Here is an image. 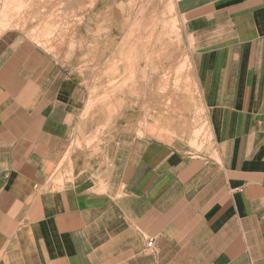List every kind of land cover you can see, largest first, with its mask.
<instances>
[{
    "label": "crops",
    "instance_id": "obj_1",
    "mask_svg": "<svg viewBox=\"0 0 264 264\" xmlns=\"http://www.w3.org/2000/svg\"><path fill=\"white\" fill-rule=\"evenodd\" d=\"M20 2L25 27L0 30V264H264V0ZM44 3L84 21L52 50L31 38Z\"/></svg>",
    "mask_w": 264,
    "mask_h": 264
},
{
    "label": "rangeland",
    "instance_id": "obj_2",
    "mask_svg": "<svg viewBox=\"0 0 264 264\" xmlns=\"http://www.w3.org/2000/svg\"><path fill=\"white\" fill-rule=\"evenodd\" d=\"M16 1L19 2L18 0H4L3 1L4 5H2V7L4 6L5 8L4 7L3 8L6 10H12V7H14V6H12V7H9V6L12 5ZM17 2L14 5H15V7L19 6V10H18L19 14L17 13L18 17L16 14L17 11L13 12L14 9H16V8H13V10H12L13 14L11 13L12 15L16 16L15 19H14V16L12 18H8V16H7L6 21H5V20H3L4 15L1 14L0 23H2V24H0V30L6 29V28L13 29V27H14V29H20V28L25 27L27 22H26V18H25L24 13L26 12L27 16L29 17L30 12L33 11V9H34V6L28 4L25 7L26 11L23 9V11H22L23 15H22L20 9L25 4H21L20 2L19 3H17ZM21 5H22V7H21ZM3 8H2V10H3ZM7 8H10V9H7ZM47 9H48V7H45L44 9L41 8V12H43L42 13L43 17H45V15H46V20H40V19L35 18V17H32V19L30 20L31 21V27H34V30L32 31L33 35H32V37L31 36L30 37L32 39L36 40V42L40 45L45 46L46 44H48L49 46H47L48 47L47 49H49V48L51 49V43L53 40L57 39L56 41H58V42L60 41V43L63 42V38L58 35V33L62 32V28L72 26L73 24L75 25L76 28L82 27L84 21L82 19V15L78 14V12L68 13V11L66 10L65 4H62V3H59L57 7L54 6L53 9L49 8V10H48L49 12L47 11ZM169 10H170V12H172L173 6H170ZM39 15H40V13H39ZM10 19H11V21H10ZM12 19H13V22H12ZM23 19H25V22ZM9 21L11 23H9ZM4 23L5 24L7 23L6 26H8V27H6ZM16 24H18V25H16ZM10 26H12V27H10ZM171 33H172V35H174V34L177 35V33H178V29L173 24L171 26ZM55 34L58 35V38L56 36H54ZM51 36H53V37H51ZM185 72H186V74H185ZM174 73H175V77H176L175 83H174L175 89L179 90L180 86H182L183 81H184V83H186L187 86H189L191 76H190V64H189L188 59ZM111 88H113V87H111ZM160 90L164 91L165 89L163 90V88L160 87ZM196 134H200V131L196 132Z\"/></svg>",
    "mask_w": 264,
    "mask_h": 264
},
{
    "label": "bare ground",
    "instance_id": "obj_3",
    "mask_svg": "<svg viewBox=\"0 0 264 264\" xmlns=\"http://www.w3.org/2000/svg\"><path fill=\"white\" fill-rule=\"evenodd\" d=\"M18 1L20 2V0H18ZM45 1L49 2V1H52V0H45ZM68 1H69V0H68ZM12 2H13V1H12ZM16 2H17V1H16ZM16 2H14V3H13L12 5H10L9 7L14 6V7H12V10H13V8H16V9H14L13 12L17 11V12H16V14H17V13H18V10H19V6H16V7H15L14 4H15ZM19 2H17V3H19ZM20 3H21V2H20ZM73 3H74V2H73ZM73 3H72V4H73ZM62 4H63V3H62ZM69 4H71V3H69ZM3 5H4V4H3ZM103 5H104V4H103ZM47 6H48V5L44 3L43 5H41V8L44 9V8L47 7ZM3 7H4V6H3ZM3 7H2V8H3ZM21 7H22V5H21ZM71 7H72V5H71ZM2 8H1V11H2L3 13H2L1 11H0V12H1L2 15H4V17L2 16V17H3V20L6 21L7 16H8V18H12V17L14 16V19H15L16 16H15V15H12V14H13V13H12V10H6V9H4V8H5V7H4V8H3L4 11H3ZM17 8H18V9H17ZM7 9H10V8H7ZM107 9H108V8H107ZM20 10H21V9H20ZM101 10H104V9H101ZM99 12H100V11H99ZM8 13H9V14H8ZM11 13H12V14H11ZM10 14H11V15H10ZM18 14H19V13H18ZM18 14H17V17H18ZM5 16H6V17H5ZM4 18H5V19H4ZM19 18H20V17H19ZM8 20H9V19H8ZM23 20H24V22H25V19H23ZM89 20H90V19H89ZM10 21H11V19H10ZM10 21H9V23H11ZM12 22H13V19H12ZM9 23H8V24H9ZM86 23H87V24H85L84 27L88 28V27H89L88 21H86ZM0 24H2V23H0ZM4 24H5V23H4ZM14 24H15V23H14ZM22 24H23V23H22ZM22 24H21V25H22ZM24 24H25V23H24ZM96 24H97V23H96ZM6 25H7V23L5 24V26H6ZM16 25H18V24H16ZM91 25L93 26V24H91ZM94 26H95V25H94ZM6 27H8V26H6ZM10 27H12V26H10ZM18 27H19V26H18ZM95 27H96V26H95ZM68 28H69V29H68ZM13 29H14V27H13ZM82 29H83V28H82ZM69 30L75 32V31H77L78 29H77V28L75 27V25L73 24L72 26H68V27H66V28H62V32H61V33H58V35H59L60 37L63 38V37H65V35H66L65 33L68 34L67 31H69ZM71 31H70V32H71ZM90 31H91V30H90ZM85 35H86V34H85ZM57 38H58V36H57ZM56 40H57V39H56ZM56 40H53V41L51 40L52 43H51V49H50V50H52V49L54 48L53 45H62V44L64 43V42H61V43H60V41L58 42V41H56ZM71 43H72V42H70V44H71ZM70 44H69V45H70ZM126 44H127V43H126ZM71 45H72V44H71ZM104 48H105V47H104ZM107 49H108V48H107ZM70 50H71V49H70ZM101 50H102V49H101ZM112 50H114V49H112ZM102 51H103V50H102ZM102 53H104V52H102ZM51 56H52V55H51ZM103 56H104V55H103ZM107 56H108V55H107ZM52 57H53V56H52ZM104 58H106V57H104ZM102 62H103V61H102ZM133 73H134V72H133ZM123 82H124V81H123ZM125 82H126V81H125ZM161 85H162V84H160L159 86H161ZM123 86H124V83H122V84L119 85L120 88L123 87ZM117 89H118V88H117ZM108 91H116V87H114V86H113V88L110 87V88H108ZM145 104H146V103H145ZM143 105H144V104H143ZM144 107H145V106H144ZM87 108H88V107H87ZM149 109H150V108H149Z\"/></svg>",
    "mask_w": 264,
    "mask_h": 264
},
{
    "label": "built area",
    "instance_id": "obj_4",
    "mask_svg": "<svg viewBox=\"0 0 264 264\" xmlns=\"http://www.w3.org/2000/svg\"><path fill=\"white\" fill-rule=\"evenodd\" d=\"M154 244V238H150L147 242L148 247H152Z\"/></svg>",
    "mask_w": 264,
    "mask_h": 264
}]
</instances>
